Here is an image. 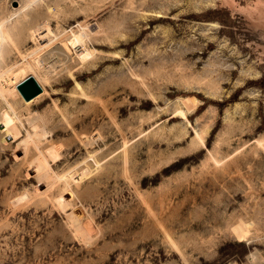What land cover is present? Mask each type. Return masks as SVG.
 Segmentation results:
<instances>
[{
  "label": "rangeland",
  "instance_id": "rangeland-1",
  "mask_svg": "<svg viewBox=\"0 0 264 264\" xmlns=\"http://www.w3.org/2000/svg\"><path fill=\"white\" fill-rule=\"evenodd\" d=\"M19 1L45 91L0 96V264H264V0ZM44 21L98 25L92 59L26 69Z\"/></svg>",
  "mask_w": 264,
  "mask_h": 264
},
{
  "label": "bare ground",
  "instance_id": "bare-ground-1",
  "mask_svg": "<svg viewBox=\"0 0 264 264\" xmlns=\"http://www.w3.org/2000/svg\"><path fill=\"white\" fill-rule=\"evenodd\" d=\"M33 3L34 2L32 0L19 1L18 7L14 8L15 14L13 16H16L18 14H21L27 11L28 9L31 8V6H33ZM77 28L78 29L72 28L67 31V37H66L65 43L60 42L61 34L52 28L49 21H44L40 23L38 26H36L35 28H33L30 32L32 34L31 36H33L40 42L41 47L39 50L42 52H40V55H37L34 58H31V59L29 58V60L27 61L28 64L26 66L24 65V67L28 69L29 71L41 69L42 73L49 75L53 71L55 72L56 71L55 69H57L58 67H61V68L68 67V63L74 59V57L72 56V52L75 53V57L79 60L81 64H86L93 57V52L91 50L89 43H90V39L93 37V34L97 33L96 28L98 29L99 26L97 25L94 28H89V27H84L83 25L79 24ZM5 35H6L5 22H1L0 23V36L2 39H4ZM2 39L0 40V96L5 101H8L5 93L8 91H14L24 100L25 103L30 104L32 101H35L40 96H42V93L45 90L42 88V93L30 101H26L24 99L18 87L29 76L24 77L20 81L14 80L16 70L14 66H9V64L7 63V60H6L7 56L5 52H3V48H2V43H1ZM68 47L71 48V51L69 50ZM43 50L47 51L46 55L43 54L45 56L43 55L41 56V53H43ZM36 54H38V50H37V53H32L30 57ZM35 79L38 82V84L41 87H43L38 77H36ZM8 105L12 108V106L9 103ZM37 115L35 114V116ZM33 119L34 118H30L31 121L29 120V122L32 123ZM0 120H2L1 114H0ZM94 138L92 139L91 142L95 141ZM237 231L240 237L245 236V232L243 229H237ZM259 257L260 256H258L257 253H251L249 255L250 260L253 262L254 261L257 262Z\"/></svg>",
  "mask_w": 264,
  "mask_h": 264
},
{
  "label": "water",
  "instance_id": "water-1",
  "mask_svg": "<svg viewBox=\"0 0 264 264\" xmlns=\"http://www.w3.org/2000/svg\"><path fill=\"white\" fill-rule=\"evenodd\" d=\"M13 6L17 7V2H14ZM18 88L26 101H30L42 93V87L33 76L25 79Z\"/></svg>",
  "mask_w": 264,
  "mask_h": 264
}]
</instances>
